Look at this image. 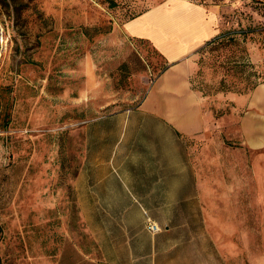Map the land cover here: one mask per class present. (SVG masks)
<instances>
[{"label":"crops","instance_id":"0c3cea01","mask_svg":"<svg viewBox=\"0 0 264 264\" xmlns=\"http://www.w3.org/2000/svg\"><path fill=\"white\" fill-rule=\"evenodd\" d=\"M214 9L174 0L124 25L165 68L135 109L83 131L87 161L61 192L86 228L67 235L60 264H264V84L231 93L217 117L191 83L223 32Z\"/></svg>","mask_w":264,"mask_h":264},{"label":"rangeland","instance_id":"374dc122","mask_svg":"<svg viewBox=\"0 0 264 264\" xmlns=\"http://www.w3.org/2000/svg\"><path fill=\"white\" fill-rule=\"evenodd\" d=\"M171 1L0 0L2 264H60L67 235L86 228L61 189L71 165L87 161L83 131L135 109L165 68L156 48L124 25ZM187 1L215 8L231 34L197 55L191 75L223 116L231 93L264 84V0ZM258 216L261 233L260 202Z\"/></svg>","mask_w":264,"mask_h":264},{"label":"trees","instance_id":"16d2710c","mask_svg":"<svg viewBox=\"0 0 264 264\" xmlns=\"http://www.w3.org/2000/svg\"><path fill=\"white\" fill-rule=\"evenodd\" d=\"M136 18H138V17H136ZM136 18H134V19H136ZM134 19H132V20H134ZM237 34H239L240 36H244V39H245L246 36H247V33H246L245 31L238 32ZM230 35H231L230 32L223 31L222 33H220V34L217 36V38H215V39H213V40L207 42L206 45L201 49V52L205 51V50L207 49V47H210V46H212V45H217L218 43H221V42H223V41H227ZM141 40H142V39H141ZM201 52H200L199 54H201ZM254 88H255V87H254ZM254 88L250 89L249 92H250L251 90H253ZM241 94H242V93H241ZM1 240H2V233H1V230H0V244H1V242H2ZM0 264H2V258H1V256H0Z\"/></svg>","mask_w":264,"mask_h":264},{"label":"built area","instance_id":"2783aa9c","mask_svg":"<svg viewBox=\"0 0 264 264\" xmlns=\"http://www.w3.org/2000/svg\"><path fill=\"white\" fill-rule=\"evenodd\" d=\"M146 230L151 233V234H157L160 233V226H158V224L148 215H146Z\"/></svg>","mask_w":264,"mask_h":264},{"label":"bare ground","instance_id":"6f19581e","mask_svg":"<svg viewBox=\"0 0 264 264\" xmlns=\"http://www.w3.org/2000/svg\"><path fill=\"white\" fill-rule=\"evenodd\" d=\"M5 44L4 38L0 34V48L3 47ZM2 49V48H1Z\"/></svg>","mask_w":264,"mask_h":264}]
</instances>
